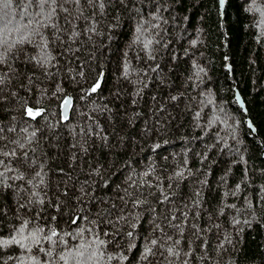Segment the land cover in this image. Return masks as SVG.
Masks as SVG:
<instances>
[{"label": "trees", "instance_id": "obj_1", "mask_svg": "<svg viewBox=\"0 0 264 264\" xmlns=\"http://www.w3.org/2000/svg\"><path fill=\"white\" fill-rule=\"evenodd\" d=\"M61 2L54 30L28 0H0V40L15 44L0 64V153L16 152L0 154V240L43 228L67 244L0 245V264H264V0H225L222 15L219 0ZM79 228L93 232L66 235ZM97 233L102 258L87 247Z\"/></svg>", "mask_w": 264, "mask_h": 264}, {"label": "snow or ice", "instance_id": "obj_2", "mask_svg": "<svg viewBox=\"0 0 264 264\" xmlns=\"http://www.w3.org/2000/svg\"><path fill=\"white\" fill-rule=\"evenodd\" d=\"M66 2V0H65ZM74 3L76 4H79L80 3V0H73ZM220 2V5L223 6L224 3H225V0H219ZM9 3H10V0H9ZM28 4L31 5V4H35L37 8H39V11L37 12V16L39 17H43L42 20L38 21V24H39V27L41 28H52V29H56V25L54 23H52V21L58 17L59 15V12L60 11H63L65 13L68 12V10L66 8H63L62 6V2L61 0H28ZM103 5L101 4V7ZM5 7H7V5H5ZM37 35L40 36V39L41 41H43V43L41 45H39L41 47V50L43 51V49H46L48 47V42L47 40L44 38L43 36V33L37 31L36 33ZM32 34H29V36H25L23 37L22 39H20L19 41H16L15 43L16 44H20V45H23L25 43H33V40H32ZM4 46H7V51L5 52H0V64H5V63H8V60H7V55H8V52L11 51V49L13 47H15V44H8L7 41H4V40H0V47H4ZM147 47V45H145ZM29 61H32L34 59H36L35 57H28L27 58ZM55 59V57L51 56L50 54H45L41 57V59L39 60H36V63L40 64V66H45V65H48L50 64L53 60ZM10 71H14L13 69H11L10 67ZM4 82V78L3 77H0V84H2ZM101 86V83H100V80H97V82L92 86V88L90 89V92L91 93H96L98 91V89L100 88ZM173 99H175V97H173ZM71 105V98L70 97H66L64 100H63V103H62V107L63 109L65 110V114H64V119L67 120L68 119V116H67V109L69 108V106ZM43 112V109H37V110H34L33 108L31 107H27L25 109V114L32 118V119H35L37 116H40ZM249 127L251 128V123H249ZM25 131H27V129H25ZM32 137H34L36 135L35 132H33L32 134ZM21 148H23L24 146L23 145H20ZM156 147H159V145H156ZM4 156H16V152L15 150H13L12 152H3V153H0ZM23 157H24V162L27 163L28 162V153L27 152H24L23 154ZM0 163H3V161H0ZM32 164H36V161L35 160H32L31 161ZM8 169H6L7 171ZM43 171V168L41 167V171H38L35 173V175L37 177H41V172ZM0 175H3V173H0ZM145 175H148V173H145ZM177 175H182V173H178ZM22 178V177H21ZM40 184H44V180L43 178L40 179L39 181ZM83 191V189L81 190ZM67 193H65L66 195ZM34 195H36V193H34ZM165 200L168 199L167 196L164 197ZM38 203L40 204H43L45 203V201L43 199H40L38 200ZM136 204H142L144 203V201H136L135 202ZM55 207L57 209H59V205H55ZM37 215H39V213H37ZM51 219H56L55 217H51ZM84 219H87L86 217H83V216H76L74 217L72 220H71V223L72 224H77L78 221L80 220H84ZM94 223V222H93ZM24 227H27V222H25L24 226L21 227L20 229V232L22 233L24 231ZM44 232V229L43 228H39V229H36L34 231H32L28 237H25V236H21L20 239H17L15 236L11 237L10 239H7V240H0V245H10V244H18L20 245L21 247H26V245L24 243H22V241H25L29 238H31V240L33 241V243L35 244H39L40 243V240L41 238L49 241V242H52V243H56V241L53 240L54 237L58 238V240L64 244H67V240H64L62 237L59 236V233L55 230V229H51L50 230V234L48 235H44L43 237L40 236V233H43ZM85 232H89V233H92L93 232V229H85V228H79L76 235L73 236L72 233H66V235L70 238V239H77V237H80L82 236ZM99 235L100 234H95L91 237V242H89L87 244V247L88 248H91V245L92 243H95L97 245V249L98 251L97 252H94L93 255L94 256H99V257H103L104 256V252H103V246L105 245V241L100 239L99 238ZM103 235H108V233H103ZM129 236L132 235L131 232L128 233ZM169 240H171L172 238L169 237L168 238ZM77 243L79 244V241H77ZM151 245H154V246H159V241L156 240V239H153L150 241ZM180 242L177 240V241H173V244H179ZM79 247L80 248H84L85 245L84 244H79ZM38 251L40 252H45V249L44 248H39ZM152 249L151 248H146L145 249V253H151ZM168 253L172 256H176L178 255L179 253L178 252H175L173 250L172 247H169L167 249ZM47 255H52V252L49 250L47 253ZM70 254V253H69ZM78 255L80 256H83V252H78L77 253ZM190 254V253H188ZM187 255V254H186ZM144 258H147L146 255ZM33 259L35 260V257H33ZM108 260H111L112 257L111 256H108L107 257ZM60 260L61 261H64V264H67V257L65 255H60ZM43 264H48L47 261H44ZM185 264H187V262L185 261Z\"/></svg>", "mask_w": 264, "mask_h": 264}, {"label": "water", "instance_id": "obj_3", "mask_svg": "<svg viewBox=\"0 0 264 264\" xmlns=\"http://www.w3.org/2000/svg\"><path fill=\"white\" fill-rule=\"evenodd\" d=\"M219 9H220V14L222 15L223 14V10H224V5L221 6L220 5V2H219ZM226 67H227L228 70L230 69V64H229L228 60L226 62ZM98 80H100V82H101V78H98ZM66 97H70L71 98V105L67 109V116L69 118L70 112H71V107H72V97L71 96H66ZM66 97H64L63 100ZM234 97H235L238 105L242 108V110L244 112H246V107H245L243 98H242V96H241V94H240V92H239V90L237 88H234ZM63 100L61 101V104H60V118H61V120L65 121V119H64L65 110L62 107ZM249 123H251V121L248 119V121H247L248 126H249ZM251 126H252L251 127L252 131H254V127H253V124L252 123H251Z\"/></svg>", "mask_w": 264, "mask_h": 264}]
</instances>
